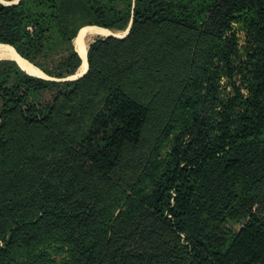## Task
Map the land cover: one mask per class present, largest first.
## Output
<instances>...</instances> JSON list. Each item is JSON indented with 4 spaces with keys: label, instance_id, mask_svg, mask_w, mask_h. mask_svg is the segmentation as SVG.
Masks as SVG:
<instances>
[{
    "label": "trees",
    "instance_id": "16d2710c",
    "mask_svg": "<svg viewBox=\"0 0 264 264\" xmlns=\"http://www.w3.org/2000/svg\"><path fill=\"white\" fill-rule=\"evenodd\" d=\"M12 1L0 264H264V0Z\"/></svg>",
    "mask_w": 264,
    "mask_h": 264
},
{
    "label": "bare ground",
    "instance_id": "6f19581e",
    "mask_svg": "<svg viewBox=\"0 0 264 264\" xmlns=\"http://www.w3.org/2000/svg\"><path fill=\"white\" fill-rule=\"evenodd\" d=\"M129 33L130 31L128 28L127 35L126 33L125 34L123 33V35H126L127 37ZM123 35L121 33H116L114 31H111V30L109 31V30L95 27V26L84 29L76 41V47H77L78 52L80 53V56L83 59V65L78 71V73L75 76H73V78H82L86 76L88 73L89 65H88L87 55H88L89 47L87 46L86 39L88 38L92 39L96 37H106V36L119 38ZM8 57L17 61L20 64L21 68L26 73L32 76H36V77L47 78L40 69H38L37 67L29 63L28 61L24 60L20 55L17 54V52L14 49L8 46H5V45H0V58H8Z\"/></svg>",
    "mask_w": 264,
    "mask_h": 264
},
{
    "label": "rangeland",
    "instance_id": "374dc122",
    "mask_svg": "<svg viewBox=\"0 0 264 264\" xmlns=\"http://www.w3.org/2000/svg\"><path fill=\"white\" fill-rule=\"evenodd\" d=\"M234 31L237 33V37H238V40H239V49H240L241 55L243 57H245V53L250 48V43H251L250 42L251 39L249 37V34L246 32L245 26L242 25V24L236 25L234 27ZM123 33L124 34L126 33V35H127V31L126 32H122L121 34L123 35ZM126 35H123V36H121L119 38L123 39L124 37H126ZM100 38H108V37L107 36L106 37H96V38H92V39L88 38V39H86L87 46L89 47L91 43H93L95 40L97 41ZM3 59L15 61V60L11 59L10 57H8V58H0V60H3ZM15 62H17V61H15ZM45 79H47V78H45ZM79 79H81V78H72L69 81H76V80H79ZM66 253H67V247L66 246H61V247L56 248V249H54L53 247H50V249H48V254H49L51 260H49V261H51L52 264H58L59 262H61L67 256ZM46 264H49V262L46 263Z\"/></svg>",
    "mask_w": 264,
    "mask_h": 264
},
{
    "label": "water",
    "instance_id": "95a60500",
    "mask_svg": "<svg viewBox=\"0 0 264 264\" xmlns=\"http://www.w3.org/2000/svg\"><path fill=\"white\" fill-rule=\"evenodd\" d=\"M20 0H14V1H12V2H1L3 5H16V4H18V2H19ZM131 26L132 25H130V27H129V31L131 30ZM81 32V31H80ZM80 32H79V34H80ZM79 36V35H78ZM76 46V45H75ZM76 51H77V53L79 54V56H80V53L78 52V50H77V48H76ZM80 58L82 59V57L80 56ZM3 60H5V59H3ZM1 61V60H0ZM82 65H83V59H82ZM39 78H42V77H39ZM73 77H71V78H68V79H66V80H71ZM83 78V77H82Z\"/></svg>",
    "mask_w": 264,
    "mask_h": 264
}]
</instances>
